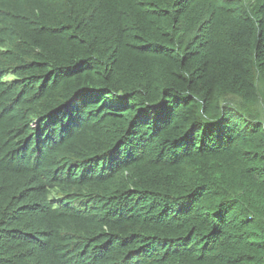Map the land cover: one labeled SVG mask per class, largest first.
Listing matches in <instances>:
<instances>
[{"label": "trees", "instance_id": "obj_1", "mask_svg": "<svg viewBox=\"0 0 264 264\" xmlns=\"http://www.w3.org/2000/svg\"><path fill=\"white\" fill-rule=\"evenodd\" d=\"M0 264H264V0H0Z\"/></svg>", "mask_w": 264, "mask_h": 264}]
</instances>
